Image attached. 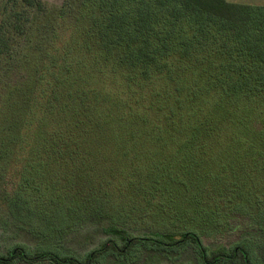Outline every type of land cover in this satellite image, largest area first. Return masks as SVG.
Returning a JSON list of instances; mask_svg holds the SVG:
<instances>
[{
  "label": "trees",
  "instance_id": "1",
  "mask_svg": "<svg viewBox=\"0 0 264 264\" xmlns=\"http://www.w3.org/2000/svg\"><path fill=\"white\" fill-rule=\"evenodd\" d=\"M18 71L24 79L9 78ZM92 154L105 157L104 176L79 167ZM260 160L263 5L0 0V169L18 171L29 205L41 198L40 210L70 218L48 239L87 250L17 246L0 264H192L179 256L187 250L195 264H257L244 241L264 230L229 246L203 239L228 231L246 192L263 193ZM60 186L73 192L72 211ZM127 200L156 231L112 224L108 210Z\"/></svg>",
  "mask_w": 264,
  "mask_h": 264
},
{
  "label": "rangeland",
  "instance_id": "2",
  "mask_svg": "<svg viewBox=\"0 0 264 264\" xmlns=\"http://www.w3.org/2000/svg\"><path fill=\"white\" fill-rule=\"evenodd\" d=\"M47 4L49 8H57L60 7L64 0H42ZM235 3L242 4H251V5H263L264 0H227ZM67 19V18H66ZM68 20V19H67ZM9 78L22 80L24 79V75L22 72H17V74L9 75ZM94 145V144H93ZM86 148V146L84 145ZM94 147V146H93ZM67 160V161H66ZM249 162V160H248ZM65 163V164H64ZM79 167L84 170L85 167L94 171L93 173H99V175L105 174L106 171V160L103 155L92 154L82 160L77 162ZM260 167H264V162L259 161ZM256 163V164H257ZM62 170L67 168L65 172L68 174L69 168L73 166L74 162L71 158H64V162H62ZM256 172L258 174L263 173L264 170L258 169ZM18 173V171H17ZM13 172L12 166L9 167L6 171H2L0 169V253L6 254L13 248L20 246L25 249L28 253H33L35 251H52L61 256H79L86 252V247H69L66 244H60L59 242L48 239V235L44 233L51 232H64L67 230V227L70 222V218L65 215H59L55 209H50L51 207H45L40 210L39 202L42 201H34L32 203H28L26 197L23 195V190L21 187L17 185V174ZM58 174V172H57ZM96 175H92L89 179L94 180ZM104 176V175H102ZM65 185L70 187L66 182ZM68 187L64 188L62 186L57 187V191L59 193H63L67 195V202L63 207V212H67V210L72 211L73 207V192ZM263 193L258 194L256 192H246L245 199L243 201L242 198V207L238 206L235 208V216L230 222V228L224 234L217 235L210 239H203L205 244H218L223 246H229L231 243L237 242L240 239L242 233L246 231L253 230L254 232L258 230H264V186ZM19 197V200H16V197ZM141 197V194H140ZM139 197V199H140ZM63 199L57 198V205L60 203L62 206ZM127 200L126 202H120V205H117L119 212L114 213L111 210H108L109 213H112L111 218H113V223L118 228H124L128 231L130 235L139 236L148 231H156V226L153 223H148L146 220L136 218L140 214L138 212L137 204L138 202H130ZM245 203H247L245 205ZM222 204V203H220ZM16 205L19 208H16ZM128 205V207L126 206ZM136 206V208L130 207ZM116 206V205H114ZM33 207V208H32ZM130 208V210H129ZM222 209V208H221ZM224 210V208L222 209ZM169 230V229H168ZM170 231V230H169ZM251 231V232H253ZM27 234V235H25ZM64 234V233H62ZM61 237L60 234H55L54 239H59ZM102 237V236H101ZM103 238V237H102ZM44 240H50L44 242ZM246 245L248 244V248L254 254V261L257 264H264V240H245ZM179 256L189 260L192 264L196 263L195 257L193 256L190 250L181 252ZM141 258V257H140ZM144 259V258H141ZM140 259V260H141ZM101 264H110L108 261H103Z\"/></svg>",
  "mask_w": 264,
  "mask_h": 264
}]
</instances>
